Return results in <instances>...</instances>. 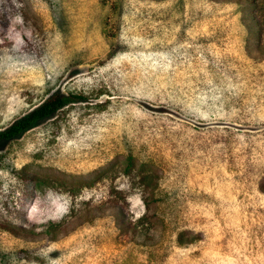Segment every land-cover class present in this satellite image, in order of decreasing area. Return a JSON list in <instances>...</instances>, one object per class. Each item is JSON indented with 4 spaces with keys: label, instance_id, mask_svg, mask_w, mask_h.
Returning <instances> with one entry per match:
<instances>
[{
    "label": "rangeland",
    "instance_id": "374dc122",
    "mask_svg": "<svg viewBox=\"0 0 264 264\" xmlns=\"http://www.w3.org/2000/svg\"><path fill=\"white\" fill-rule=\"evenodd\" d=\"M107 2L0 0V130L56 91L108 93L0 142V222L14 229L0 228V264H264V62L243 51L238 16L216 3L191 24L198 0ZM158 98L177 105L159 111ZM143 112L169 113L186 127L161 139L141 127ZM202 134L210 141L198 142ZM125 139L164 159L165 185L182 203L154 214L135 192L126 215L143 219L142 236L110 217L40 243L41 227L70 210L73 226L89 221L84 208L100 206L108 184L70 196L19 174L77 187L108 175L109 160L123 164ZM180 231L195 237L190 245L178 243Z\"/></svg>",
    "mask_w": 264,
    "mask_h": 264
},
{
    "label": "trees",
    "instance_id": "16d2710c",
    "mask_svg": "<svg viewBox=\"0 0 264 264\" xmlns=\"http://www.w3.org/2000/svg\"><path fill=\"white\" fill-rule=\"evenodd\" d=\"M198 1L201 7L198 10L187 13V19L191 24L200 20L206 8L210 6L213 7L216 3H222L225 6L231 7V11L238 16L239 27L243 31L242 33L240 28H238L243 51L253 62H264V57H258V54L262 56L264 54V0H204V3H202V0ZM175 3L176 1L173 2V5ZM103 4L107 5V0H103ZM105 21L108 35L112 37L117 35L115 34V30H117L118 27H115L113 23L109 24L107 19ZM102 94L108 93L106 90H100L98 93L94 94V97H89L82 91H69L66 93L56 91L42 100L24 116L14 120L10 125L0 130V142L19 137L35 127L38 123L65 113L67 109L75 104L87 103L90 102L91 99L95 100L101 97ZM151 104L159 106L155 107L159 111L168 112L166 107L164 108L162 105L176 106L177 102L173 100L163 101L158 98L152 100ZM219 104L220 102L216 103L215 106ZM92 106L93 108L103 109L106 104L100 102L92 104ZM176 109L184 112L181 105L177 106ZM140 116L142 119L141 127H146L155 135H160L161 139L164 137V140H167L165 133L170 134L169 132H171L176 135L180 133L179 128L186 127L184 124L174 121V119L169 116V113H166V115H155V113L143 112V115ZM255 118H258V115L255 116ZM146 123L148 124L146 125ZM55 124L56 127L53 134L56 133V128L60 129L62 126L58 120L55 121ZM210 131L212 132V130ZM227 132V129L221 132L216 130L210 138L214 139L216 136L225 137ZM186 133L187 131L185 129V134ZM174 137L179 138L180 136ZM183 137L187 138L188 136L184 135ZM203 138L198 142L207 143L210 141V139H207L208 135H203ZM125 142L127 144V149L122 159L124 161L123 164L117 159L114 160L117 161L116 164L113 160H109L111 162L107 163V166L110 167L108 175H96L90 181L82 183L77 187H73L71 184L68 185L66 183L67 181L65 182L57 177H51L44 172L40 173V178L38 175L30 172H21L19 174V177L26 183L40 186V191H45L50 187L61 188V193L70 196H75L80 191L91 189L97 185L105 186L108 184V191H106L107 195L103 198L101 205L93 208H84L85 214L91 218L89 221L81 225L73 226L76 215L74 210H70L61 220L50 222L41 227L40 232L37 233V235L40 236V243L45 245L56 243L59 241L61 238L60 235L62 234L68 235L75 232L76 228L79 230L86 224H91L99 219L110 217L115 218L119 222V229L125 230L126 233L132 235L142 236V233L138 229H141L143 226V219L132 222L130 217L126 215V199L135 192L141 194L146 212L154 214L155 209H159L162 206H176V202L178 204V201L182 203L180 197H175L174 193L177 192V190L171 189L165 185L164 174L166 170L162 162L164 159L158 156L155 158L153 156L154 150H150L147 145L142 144L141 148H136L126 139ZM259 187L261 188V193L264 195V180L259 182ZM0 228L14 230L11 225L2 222H0ZM28 229L32 231L33 227H28ZM19 232L24 233V231ZM144 237L147 239L148 235H144ZM192 238L195 237H190L183 231H180L177 236L178 243L182 246L190 245L192 243ZM133 241L140 246L150 245L145 241Z\"/></svg>",
    "mask_w": 264,
    "mask_h": 264
}]
</instances>
